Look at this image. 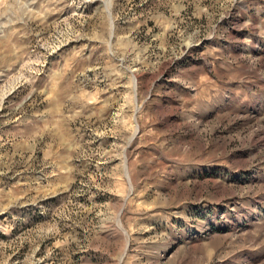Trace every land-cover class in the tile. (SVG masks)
Instances as JSON below:
<instances>
[{
  "label": "rangeland",
  "instance_id": "rangeland-1",
  "mask_svg": "<svg viewBox=\"0 0 264 264\" xmlns=\"http://www.w3.org/2000/svg\"><path fill=\"white\" fill-rule=\"evenodd\" d=\"M0 264H264V0H0Z\"/></svg>",
  "mask_w": 264,
  "mask_h": 264
}]
</instances>
